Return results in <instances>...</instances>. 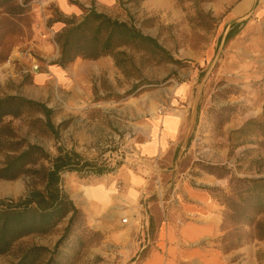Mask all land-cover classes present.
I'll return each instance as SVG.
<instances>
[{
    "label": "rangeland",
    "instance_id": "obj_1",
    "mask_svg": "<svg viewBox=\"0 0 264 264\" xmlns=\"http://www.w3.org/2000/svg\"><path fill=\"white\" fill-rule=\"evenodd\" d=\"M59 1L10 0L0 5V97L20 95L45 103L54 111L52 121L58 127V137L42 130L36 119L39 115L6 121L25 144L38 145L51 157L62 145L89 161L115 167L113 173L99 177L61 175L70 197L77 198L83 192L87 201H95L98 188L105 194L109 187L107 193L112 197L123 193L120 180L111 175L121 167L125 170L142 163L137 147L144 138L147 120L172 114L177 108L187 110L195 119L184 147L183 165L191 177L213 183L205 187L212 190L208 191L222 212V234L217 244L223 252H231L235 245L228 239L236 231L230 220L225 221L229 175L217 178L201 165L224 166L240 178L264 177V0L197 4L176 0H67L77 9L74 14L62 13ZM15 6L23 10L9 12ZM91 6L134 24L183 64L156 63L134 55L135 66L123 73L110 56L77 58L63 67L70 68L65 80L55 75L49 68L59 57L55 37L65 28L55 19L78 20ZM198 10L202 15H197ZM238 20L245 23L232 38L225 39L229 26ZM48 29L54 31L53 39ZM32 62L39 65L37 71L31 69ZM248 121L251 123L245 130L238 132ZM2 162L0 156V166ZM30 187L31 179L26 177L0 179V199H17ZM81 211L89 230L98 236L74 264H130L142 258V252L131 258L130 248L142 238H153L150 223L144 236L138 234L132 241L129 230L109 236L99 230L96 211L91 216ZM259 219L264 221V215ZM63 227L64 223L48 236L23 239L8 254L0 255V264L16 263L30 245L52 249ZM239 247L244 248L245 257L235 256L233 263L264 264V241L254 239ZM252 252L255 257L250 260Z\"/></svg>",
    "mask_w": 264,
    "mask_h": 264
},
{
    "label": "trees",
    "instance_id": "obj_2",
    "mask_svg": "<svg viewBox=\"0 0 264 264\" xmlns=\"http://www.w3.org/2000/svg\"><path fill=\"white\" fill-rule=\"evenodd\" d=\"M8 1L0 0V5ZM176 1L197 4L210 0ZM21 10L19 6L9 8L12 13H20ZM202 13L197 11L198 16ZM55 21L65 24L55 37L59 48L55 64L62 68L77 58L97 60L110 56L114 65L126 73L128 67L135 66L134 55L147 57L156 63L183 64L174 59L157 39L143 34L134 24L112 18L93 6L85 9L78 20L56 18ZM244 23L243 20L233 22L225 33V39L232 38ZM53 114V109L42 102L20 95L0 97V156H3L0 179H31V187L24 195L17 199H0V255L8 254L25 238L51 235L64 223L52 249L30 245L14 264H74L81 251L97 240L98 235L89 230L84 213L64 190L61 175L81 173L99 177L116 169L105 162L89 161L73 148L67 149L62 145L57 146L56 156L51 157L42 147L25 144L6 121L7 118L39 115L36 119L40 121L42 130L57 138L58 127L52 121ZM250 123L248 121L238 132H243ZM201 166L217 178L229 175V190L224 194L228 211L225 221L230 220L235 227V234H230L228 239L235 245L233 248L254 239L264 241V221L259 219L264 215V177L240 178L231 175L224 166Z\"/></svg>",
    "mask_w": 264,
    "mask_h": 264
},
{
    "label": "crops",
    "instance_id": "obj_3",
    "mask_svg": "<svg viewBox=\"0 0 264 264\" xmlns=\"http://www.w3.org/2000/svg\"><path fill=\"white\" fill-rule=\"evenodd\" d=\"M59 2L62 13L77 12L67 0ZM49 68L62 79L70 73V68L57 64ZM194 119L187 110L177 108L172 114L144 123L145 135L137 147L142 163L125 170L121 167L111 175L120 180L122 194L112 197L108 187L105 194L97 189L95 201H87L83 192L77 198L71 196L86 214L91 216L96 211L100 215L99 230L109 236L129 230L133 241L138 234L144 236L150 223L153 238L133 242L131 258L140 252L142 258L130 264H235L233 257H245L243 247L229 253L219 248L222 212L205 187L213 183L191 177L183 165L184 147ZM250 257L253 260L254 252Z\"/></svg>",
    "mask_w": 264,
    "mask_h": 264
},
{
    "label": "built area",
    "instance_id": "obj_4",
    "mask_svg": "<svg viewBox=\"0 0 264 264\" xmlns=\"http://www.w3.org/2000/svg\"><path fill=\"white\" fill-rule=\"evenodd\" d=\"M54 35H55L54 31H53L52 29H48V36H49L51 39L54 38ZM30 66H31V69H32L33 71H37V70L39 69V65H38L36 62H32Z\"/></svg>",
    "mask_w": 264,
    "mask_h": 264
}]
</instances>
